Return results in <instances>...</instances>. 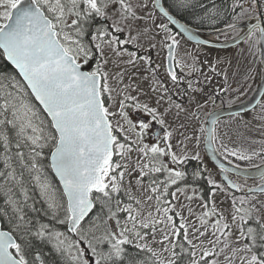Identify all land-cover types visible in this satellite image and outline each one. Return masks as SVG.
Segmentation results:
<instances>
[{
  "label": "snow or ice",
  "instance_id": "6c2138e0",
  "mask_svg": "<svg viewBox=\"0 0 264 264\" xmlns=\"http://www.w3.org/2000/svg\"><path fill=\"white\" fill-rule=\"evenodd\" d=\"M209 2L0 0V264H48L40 245L62 264H264V92L238 143L207 109L239 89L205 94L208 62L176 58L219 43L206 25L264 70V4Z\"/></svg>",
  "mask_w": 264,
  "mask_h": 264
},
{
  "label": "rangeland",
  "instance_id": "374dc122",
  "mask_svg": "<svg viewBox=\"0 0 264 264\" xmlns=\"http://www.w3.org/2000/svg\"><path fill=\"white\" fill-rule=\"evenodd\" d=\"M260 2L264 4V0H260ZM261 12L264 13V8L261 9ZM246 22L247 21H245L244 23ZM217 38L219 39V41H225L224 36H219ZM192 51H196L201 63L204 61L208 62L207 64H204L203 71L206 75L212 77L211 81H204V77L200 76V79L203 81L202 86L205 92L209 90L217 92L222 86H226L225 76H227V85H231L233 89H239V92H229L227 95L221 94L225 97L224 102H222L223 106L217 107L216 104H209L207 109L208 111H212L213 108H215L216 110L219 108L229 107L230 101L231 103L235 104L246 101V99L249 98L256 90L260 78L262 77V72L261 69H259L258 65L252 63L253 57L247 51V45H240L239 47L231 50L211 49L197 46L187 41H181L180 46L176 50V58L178 60L183 58L186 59L188 63H191V57L185 56V53ZM154 59L157 63L163 62L162 58H158L155 56ZM209 65L215 67V73L209 70ZM160 75L161 78H165L164 68H161ZM198 75L199 73L194 74L195 77ZM195 77L193 78V80H195ZM193 95V93H189L188 96H176V99L184 101L187 100V102L184 104L185 107H191L192 105L189 104V100ZM205 98L206 97L202 96V94H195V101L203 102ZM176 99L174 98L173 100L178 102ZM259 113L260 108L258 106L253 111L243 114L240 117H226L223 118L222 121L228 124L226 130L230 135L233 136L234 139L237 140L238 143L242 142V137L244 136L259 139ZM167 119L172 128H178L182 122H185L183 114L178 117L176 115L175 109H173L172 114H170ZM236 120H239L240 123H236ZM245 124H247V128L244 127ZM189 147L192 148L194 147V145H189ZM254 147H259V145H255ZM201 154L204 155L203 150ZM205 161L208 167L213 170V173H215L216 169L209 162L206 156ZM216 179H219V177H216ZM233 179L237 180V182L239 183L245 182L244 178L240 179L233 177ZM256 183L258 182H249L247 180V184L250 186H254Z\"/></svg>",
  "mask_w": 264,
  "mask_h": 264
},
{
  "label": "water",
  "instance_id": "95a60500",
  "mask_svg": "<svg viewBox=\"0 0 264 264\" xmlns=\"http://www.w3.org/2000/svg\"><path fill=\"white\" fill-rule=\"evenodd\" d=\"M250 21H254L253 23L256 22L255 20L251 19V20L247 21L246 23L241 24L242 27L246 28L248 22H250ZM193 31L197 36L200 37V39H206L204 37V34L216 35L212 31L203 32L197 28H193ZM190 43L195 45V42H190ZM202 47H207V48H211V49H231V48L237 47V45L235 43H233L231 40H228V41H224V42H219L213 46L203 45ZM261 92H264V70L262 72V77L259 81L257 89L255 90V92L253 93V95L249 99H247L246 101L239 103L237 105L231 106V107H224V108L218 109V110H216V113L222 119L226 118V117H232V113H236V112H240L241 115L249 113L258 107V106H255V104H256V100H259L261 98L260 97ZM206 157L210 161V163L214 166L215 161L211 160V153H208V155ZM248 169H249V172L251 173V176H252V178H249V179L250 180H258V177H256V170L253 168H248ZM241 177L244 178L243 176H241Z\"/></svg>",
  "mask_w": 264,
  "mask_h": 264
},
{
  "label": "trees",
  "instance_id": "16d2710c",
  "mask_svg": "<svg viewBox=\"0 0 264 264\" xmlns=\"http://www.w3.org/2000/svg\"><path fill=\"white\" fill-rule=\"evenodd\" d=\"M199 2L202 3V4H204V5H207L208 7H211V4H210L209 0H199ZM230 2H231V0H215L216 5L219 6V7H222V8H223V7H227V5L230 4ZM195 11H196V12H199V11H200V8L197 7V8L195 9ZM248 20H250V19H245V20L241 21V23H244L245 21H248ZM220 27H223V25L221 24ZM197 29H199V30H201V31H212V29H210V28H209L208 26H206V25H204V26H200V27L197 28ZM230 35H231V34H230ZM4 64H5V62H4L2 59H0V65H4ZM205 93H206V94H210V93H214V92L211 91V90H209V91H207V92H205ZM253 93H254V92H253ZM251 96H252V95H251ZM251 96H250V97H251ZM250 97H249V98H250ZM221 98H222V100H221ZM249 98H247V99H249ZM247 99H246V100H247ZM224 100H225L224 95H220V96L218 97L217 102L215 103L216 106H217V107H222V106H223V105H222V102H224ZM242 102H244V101H242ZM240 103H241V102H240ZM236 104H239V103H236ZM232 105H235V103H231L229 106H232ZM194 164H195V162H193L192 164H190L189 167H190V168L193 167ZM242 167L250 168L249 166L244 165V164H242ZM39 247L45 251V255L47 256V262H48V264H62V262H61V258H60V257L56 256L55 254H52V253L48 252L47 249L44 248L43 245H40ZM132 254L135 255L134 252H133Z\"/></svg>",
  "mask_w": 264,
  "mask_h": 264
},
{
  "label": "flooded vegetation",
  "instance_id": "af4514ba",
  "mask_svg": "<svg viewBox=\"0 0 264 264\" xmlns=\"http://www.w3.org/2000/svg\"><path fill=\"white\" fill-rule=\"evenodd\" d=\"M154 58H155V55H154ZM195 76H193L192 77V79L194 78ZM202 96H204V97H206V95L205 94H202ZM176 99V96H173V99ZM177 100V99H176ZM217 100H218V98L216 99V102H217ZM178 102H181V103H183V104H185L186 102H187V100H177ZM219 109H221V108H219ZM216 110H218V109H216ZM157 128H158V126H157ZM154 142V141H153ZM233 177H235V176H233ZM232 177V178H233ZM235 178H237V177H235ZM240 179H242V177H239ZM245 179V178H244ZM249 182H259V180H250V179H247Z\"/></svg>",
  "mask_w": 264,
  "mask_h": 264
},
{
  "label": "bare ground",
  "instance_id": "6f19581e",
  "mask_svg": "<svg viewBox=\"0 0 264 264\" xmlns=\"http://www.w3.org/2000/svg\"><path fill=\"white\" fill-rule=\"evenodd\" d=\"M253 22H254V21H250V22H248L247 26H248L249 24L253 23ZM247 26H246V27H247ZM204 37H205L207 40H210V41H215V40L218 39L216 35L204 34Z\"/></svg>",
  "mask_w": 264,
  "mask_h": 264
}]
</instances>
